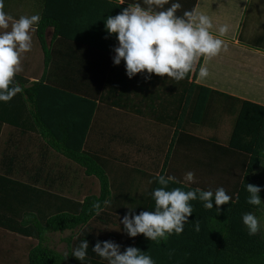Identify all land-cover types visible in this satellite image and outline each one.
<instances>
[{
	"label": "trees",
	"instance_id": "1",
	"mask_svg": "<svg viewBox=\"0 0 264 264\" xmlns=\"http://www.w3.org/2000/svg\"><path fill=\"white\" fill-rule=\"evenodd\" d=\"M128 3L135 1L126 0V4H120L112 0H46L37 28V36L44 47L46 68L52 63V52L46 42L49 27L54 28L55 38L82 44V49L86 51L99 48L114 54L117 41L115 35L108 36L106 33L105 19L119 14ZM192 5L194 9L195 2ZM203 59L188 78L179 82L156 74H151L150 79H145L146 74H137L130 79L123 62L119 66L112 63L113 71L104 81L105 103L155 122L177 125L169 154L166 155L165 168L169 170L160 173L179 181L170 182L169 189L180 187L184 191L197 188L215 191L223 187L232 197L228 204L220 206L219 214L215 211V204L212 210H208L199 200L191 201L194 212L188 217L189 223L185 224L181 235H172L167 242L157 244L143 234L135 238L126 234L121 251L128 246L137 247L147 252L155 264H264V232L260 230L250 236L242 222L245 213L251 212L258 218L262 214V205L257 207L247 203L245 185H257V172L264 170V105L198 82V68L202 66ZM48 78L49 69L42 79L25 88L29 81L16 75V83H24L21 86L23 92L8 103H0V120L27 128L28 119L23 121L12 106L22 105L25 109L31 102L33 107L29 110V119L44 128V136L51 147L82 165L88 175L99 179L100 192H91L84 201L66 199L44 190H36L45 194L37 196L31 185L9 176H0V228L32 238L29 241V264H81L72 256V250L83 240L89 242L88 256L83 264H107L92 248L98 240H111L106 230L110 235L114 233L108 229L120 221V215L130 214L126 207L134 208L137 215L154 209L151 193L160 187L157 182L159 175L154 178V186L148 196L134 197L126 206V202H130V194L122 186L114 192L113 181L118 177H110L103 163L105 158L85 147L97 110L96 103L85 100L90 106L86 114L82 113V118L72 113L63 118L54 111L53 115H49L45 107L50 106H44L39 94L50 88ZM45 91L54 100V94ZM225 124L232 125L227 139L217 134L203 139L195 134L196 130L203 132L211 128L221 131ZM225 130L227 128L223 132ZM192 140H195L194 148ZM190 161L197 165L194 171ZM189 171L195 173L194 183L185 180ZM45 197L49 198L48 201ZM50 198L62 201H51ZM97 201L103 209L100 215L92 209ZM105 201L109 203L105 204ZM196 221L200 224L199 232L194 228ZM66 231L70 232L63 238L67 252L53 248L49 243L50 234ZM1 252L10 256L11 251L6 249V252Z\"/></svg>",
	"mask_w": 264,
	"mask_h": 264
},
{
	"label": "crops",
	"instance_id": "2",
	"mask_svg": "<svg viewBox=\"0 0 264 264\" xmlns=\"http://www.w3.org/2000/svg\"><path fill=\"white\" fill-rule=\"evenodd\" d=\"M45 1L40 0V5H5V11L14 19L22 15L31 16L33 14H39L42 18ZM112 1L122 3V0ZM133 1L137 2V0ZM123 2L126 4V0ZM179 2L182 7L177 11V15H183L184 11L191 10L195 2L194 9L208 15L213 20V24L215 23L211 30L214 36L219 35V25L229 26L227 35L220 37L225 41L227 51H222L210 60L203 59L202 66L208 68L209 76L206 79L200 78L202 82L199 80L198 82L264 105V97L261 99L259 95L260 92L264 95V79H262L264 68L261 65L255 67V63L249 59V57L259 59L262 51L259 44H255L244 34V13L241 8L230 13L224 11L221 8L222 5H216L214 7L216 11L210 13L212 11L209 7L211 0H179ZM255 20L262 24L264 17L257 14ZM37 28L38 26L32 34V50L24 54L22 58L23 71L17 74L29 81L26 82L25 88L31 87L33 82L42 79L49 69L47 83L50 84V88L39 92L44 106L46 104L50 106L45 107L49 115L56 112V115L65 118L68 113H72L82 118V113L86 114V109L90 106V103L85 100L95 102L97 110L87 134L86 149L103 156L105 158L103 163L107 172H110V177L112 179L118 177L113 181L114 192L122 186V189L130 194V188L138 186L136 180L138 181L141 177L139 185L146 187L141 195L148 196L150 189L154 186V178L167 169L165 168L166 155L169 154L177 125L155 122L151 118L139 116L105 103L103 101L104 81L106 82L107 77L113 71L112 57L115 53L102 51L99 48H89V51H86L82 49V44L61 37L55 38L53 27H49L46 32V42L52 52V63L49 68H46L44 47L37 36ZM260 83L261 88L258 89ZM22 84L24 83L18 81L20 87ZM45 90L54 94V100L49 94H45ZM68 93H70L69 96ZM32 105L30 102L25 109L22 105L13 104L12 106L15 113L22 116L23 121L28 119L27 125L23 124L27 128L0 120V176H9L31 185L37 196H45L36 191L44 190L66 199L84 201L91 192L98 194L100 192L99 179L88 175L82 165L51 147L44 136V128L41 129L33 119H29V110L33 107ZM133 119L137 121L141 129L150 130L144 132L145 138L140 144L134 141L136 127L130 123ZM211 129H204L203 132L197 131L199 134H195L208 139L215 135L214 132L218 133L215 130L217 128ZM218 136L228 138L223 134V130L218 133ZM191 142L194 148L195 140ZM186 150L189 149L186 148ZM189 164L193 168L192 171L197 168L193 162L190 161ZM72 182L75 183L74 186L70 184ZM62 184L63 186L59 188L58 186ZM48 199L45 197L46 201ZM32 200L36 201L37 198H32ZM50 200L62 201L57 198H50Z\"/></svg>",
	"mask_w": 264,
	"mask_h": 264
},
{
	"label": "clouds",
	"instance_id": "3",
	"mask_svg": "<svg viewBox=\"0 0 264 264\" xmlns=\"http://www.w3.org/2000/svg\"><path fill=\"white\" fill-rule=\"evenodd\" d=\"M123 2L121 4H124ZM167 6V7H166ZM182 5L179 0H137L128 3L119 14L105 19V30L108 36L115 35L117 46L114 47L113 64L124 63L128 78L137 74H151L160 77L167 76L177 82L190 76L197 68L201 58L212 59L222 51H227L223 39L229 31L227 24L218 29L214 36L212 19L196 9L184 11L177 15ZM41 17L39 14L22 15L14 19L5 11L4 0H0V103H8L23 89L16 83L15 76L23 71L22 58L33 47V33ZM201 79L208 78L207 67L198 68ZM195 173L189 171L185 180L195 182ZM151 197L154 209L141 211L138 215L134 208H129L130 214L124 215L120 223L123 228L116 229L135 238L143 234L145 238L160 244L167 242L172 235H181L188 217L194 212L191 201L199 200L203 207L221 212V205L228 204L232 197L223 187L212 190L184 191L180 187L169 189L170 182L179 183L175 177L159 175ZM248 193L247 203L261 206L264 200L260 193L262 188L257 185H245ZM109 203L108 201L104 202ZM96 215L103 211L99 201L92 205ZM31 219V217H26ZM242 222L250 236L256 235L261 228L260 221L253 213H245ZM196 232L200 224L195 222ZM89 242L83 240L72 250V256L83 264L88 256ZM92 251L106 261L107 264H155L154 259L137 247L128 246L121 251V245L112 241H97Z\"/></svg>",
	"mask_w": 264,
	"mask_h": 264
},
{
	"label": "rangeland",
	"instance_id": "4",
	"mask_svg": "<svg viewBox=\"0 0 264 264\" xmlns=\"http://www.w3.org/2000/svg\"><path fill=\"white\" fill-rule=\"evenodd\" d=\"M211 1L212 3H209V7L212 8V11L210 13L216 11V9H214L216 5H222L221 8L224 11L230 12V13H233L235 9L239 10V8H241L242 12L244 13V17H243L244 34H246L249 37V39H251L255 44H259L258 46L261 48V51H262V54L259 55V59L255 60L253 57H249V59H251L252 63L253 62L255 63L254 64L255 67L261 65L262 68H264V22L261 24L258 20H255V18L257 17V14H260L264 17V0H211ZM4 3L5 5H40V0H19V1L18 0L17 1L16 0H4ZM218 27H220V25ZM262 79H264V77H262ZM198 80L202 82L200 78H197V81ZM260 88H261V83L258 89ZM244 91L246 90L244 89ZM259 95H260V98L263 99L264 95L261 92L259 93ZM130 123L136 127V130L134 132L135 133L134 141L136 142V144L137 142L140 144L141 142L144 141V138H145L144 132L150 131V130L148 128L141 129L137 121L134 119L131 120ZM226 125H224V128H227V131L225 130V132H226V135L229 136L231 129H232L231 128L232 125L231 124H226ZM224 128H222L221 130L224 131ZM219 132L220 131H218V133ZM225 132H223V134ZM196 133L199 134L197 130H196ZM218 133L214 132V134H217V135ZM147 137L149 136L147 135ZM147 141L148 140H146V142ZM195 172H197L198 174V171H195ZM138 179H139L138 181L136 180V183L138 184V186L135 185L130 188L131 189V193L129 196L130 202L127 201L126 206H129L128 204H131L132 198L141 196V192H143L146 188L145 186L139 185L141 184L140 182L141 177H139ZM63 184L59 185L58 187L61 188ZM70 184H72V186L75 185L74 182ZM256 184L257 186H260L262 188L261 196H263L262 200H264V170L257 172ZM126 208L129 209L130 206ZM261 213H262L261 217H259L258 219L261 225L260 230L264 232V204H262ZM124 215H120L119 220H122ZM122 227H123L122 223H120L119 221L117 224H114L113 226L109 227L108 230L109 231L113 230L114 232V233H111L112 235H110L109 232L106 230L107 234L110 236V239L120 244L121 246L123 245L122 242L125 241L126 233L122 231H118L116 229H119V228L122 229ZM69 234H70L69 231H66L64 233H60V232L51 233L50 239H49L50 245L59 251L67 252V244L63 240V238H65ZM28 241H31V239L24 237L23 235L14 233V232H7L5 230L0 229V264H29L28 252L30 248L29 247L30 242ZM6 249H10L11 251L10 256L8 255L5 256V254L1 252V251L6 252Z\"/></svg>",
	"mask_w": 264,
	"mask_h": 264
}]
</instances>
